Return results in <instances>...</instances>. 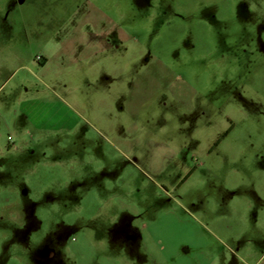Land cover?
Returning a JSON list of instances; mask_svg holds the SVG:
<instances>
[{
	"label": "rangeland",
	"instance_id": "1",
	"mask_svg": "<svg viewBox=\"0 0 264 264\" xmlns=\"http://www.w3.org/2000/svg\"><path fill=\"white\" fill-rule=\"evenodd\" d=\"M264 264V0H0V264Z\"/></svg>",
	"mask_w": 264,
	"mask_h": 264
},
{
	"label": "flooded vegetation",
	"instance_id": "2",
	"mask_svg": "<svg viewBox=\"0 0 264 264\" xmlns=\"http://www.w3.org/2000/svg\"><path fill=\"white\" fill-rule=\"evenodd\" d=\"M37 263L38 264H48V263H52L53 261L55 262L56 258H60L61 256H59L57 254V251L54 247V243H47L45 244L38 252L37 255Z\"/></svg>",
	"mask_w": 264,
	"mask_h": 264
}]
</instances>
